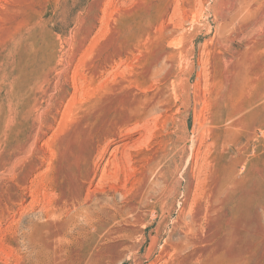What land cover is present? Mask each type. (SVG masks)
Returning <instances> with one entry per match:
<instances>
[{
	"label": "rangeland",
	"instance_id": "rangeland-1",
	"mask_svg": "<svg viewBox=\"0 0 264 264\" xmlns=\"http://www.w3.org/2000/svg\"><path fill=\"white\" fill-rule=\"evenodd\" d=\"M0 264H264V0H0Z\"/></svg>",
	"mask_w": 264,
	"mask_h": 264
},
{
	"label": "bare ground",
	"instance_id": "bare-ground-1",
	"mask_svg": "<svg viewBox=\"0 0 264 264\" xmlns=\"http://www.w3.org/2000/svg\"><path fill=\"white\" fill-rule=\"evenodd\" d=\"M81 203V202H80ZM86 204H79L77 208H75V217H80L78 219V226H81L84 229L85 226H88L97 220H99L102 216L104 206L101 203L95 204L93 207L85 206ZM75 206V205H74ZM73 207V206H72ZM71 211V210H70ZM104 216V215H103ZM69 217V216H68ZM72 220V219H71ZM74 223V222H73ZM77 223V222H76ZM97 223V222H96ZM72 224V223H71ZM90 227V226H89ZM94 227V226H93ZM75 228V227H73ZM72 228V229H73ZM92 229V228H90ZM91 231V230H90ZM77 232V231H76ZM89 232V231H87ZM79 233V232H78ZM81 233V232H80ZM73 234V233H72ZM83 236V233L81 234ZM79 236V235H78ZM70 237V236H69ZM77 237V236H76ZM89 237V236H88ZM74 238V237H73ZM83 238V237H82ZM75 239V238H74ZM79 239V238H77ZM75 241V240H74ZM87 241V240H86ZM90 243V242H89ZM72 244V243H71ZM73 247V246H72ZM74 253V252H73ZM88 253V252H87ZM85 256V255H84ZM89 256V255H87Z\"/></svg>",
	"mask_w": 264,
	"mask_h": 264
}]
</instances>
